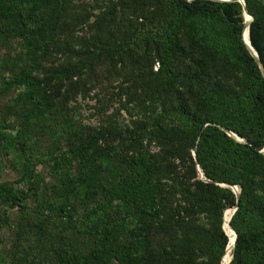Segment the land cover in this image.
I'll use <instances>...</instances> for the list:
<instances>
[{"label": "trees", "instance_id": "16d2710c", "mask_svg": "<svg viewBox=\"0 0 264 264\" xmlns=\"http://www.w3.org/2000/svg\"><path fill=\"white\" fill-rule=\"evenodd\" d=\"M67 1L0 0V96L16 91L0 108V142L5 153L18 151L11 165L18 177L0 182V205L35 218L44 248L37 256L45 264H221L230 251L225 257L221 216L235 205L234 185L238 202L227 223L235 239L226 264H264V79L241 38V4L150 0L159 14L155 28L124 33L126 46L149 50L148 79L165 90L149 100V123L132 135L113 129L66 147L75 124L46 86L121 52L90 51L70 69L37 76ZM242 1L251 17L248 41L264 69V0ZM183 56L190 70L177 72L172 60ZM217 67L232 73L235 87L210 82ZM177 82L184 90L172 92L176 106L163 109ZM184 95L193 99L190 108ZM10 116L14 132L1 123ZM38 165L53 174L40 190ZM201 208L206 221L194 217ZM0 264L9 263L0 257Z\"/></svg>", "mask_w": 264, "mask_h": 264}, {"label": "rangeland", "instance_id": "374dc122", "mask_svg": "<svg viewBox=\"0 0 264 264\" xmlns=\"http://www.w3.org/2000/svg\"><path fill=\"white\" fill-rule=\"evenodd\" d=\"M157 15L159 14L150 0H123L122 5L119 0L67 1L62 14L63 20L59 23L51 44L39 56L35 70L37 76L43 78L70 69L90 51L114 48L121 52L94 58L89 67L77 76L63 82L53 80L46 86V92L53 93L55 101L72 117L75 124L69 144L64 146H72L84 137L105 134L113 129L119 130L123 136H128L147 126L151 119L149 100L157 93L162 95L165 90L155 91L148 79V59L151 55L149 50L140 43L126 46L124 33L131 29L155 28ZM246 17L245 19H249ZM175 40L181 45H186L182 36H176ZM8 50L11 55L17 50L12 41ZM4 54L3 48L0 49V58ZM172 65L177 72H188L191 67L189 59L184 56L175 57ZM155 67L156 63L151 70ZM217 68L215 75L211 73L208 76L210 82L213 83L216 78L223 86L235 87L236 80L232 73L226 67ZM183 88V85L177 82L172 91L165 93L167 95L162 98L163 109L176 106L172 92L174 89L182 91ZM15 92L10 89L6 95L0 96V108ZM183 98L190 108L193 104L192 97L184 95ZM4 120L2 125L8 124L14 132L18 126L17 121L11 116ZM17 153L16 149L5 153L0 142V182H12L17 179L18 174L11 166ZM35 174L39 190L53 179V174L46 165H38ZM31 201V198L27 200L29 204ZM232 210L233 207L223 210L222 227ZM202 211L201 208L194 215L196 221H206V213ZM34 219L33 216L22 219L16 207L5 209L0 205V257L9 264H45L43 256H37L44 248L37 246L41 241ZM148 233L152 240L163 244V237L160 239L153 229H149ZM44 242L46 243V240ZM35 246L38 248L35 249ZM29 249L32 251L25 256V250Z\"/></svg>", "mask_w": 264, "mask_h": 264}, {"label": "water", "instance_id": "95a60500", "mask_svg": "<svg viewBox=\"0 0 264 264\" xmlns=\"http://www.w3.org/2000/svg\"><path fill=\"white\" fill-rule=\"evenodd\" d=\"M215 1H221V0H215ZM240 4H241V6H242V12H243V16H244V21H243V25H242V31H241V38H242V41L244 42V44H245V46H246V48H247V50H248V52L250 53V55L254 58V61L256 62V65H257V67H258V69H259V71H260V73H261V75H262V77H263V79H264V69H263V67H262V65H261V63H260V61H259V59H258V57H257V55H256V52L252 49V47L250 46V44H249V41H248V37H247V39L245 40L244 38H243V35H242V32H243V30H244V28H246V34H247V36H248V25H249V23H250V21H251V17H250V15L247 13V11L245 10V8H244V3H243V1L242 0H237ZM245 15L246 16H248L249 17V19H245ZM219 129L220 130H222L224 133H226L227 135H229V136H233V137H235L230 131H228L227 129H225V128H222V127H219ZM236 138V137H235ZM237 139V138H236ZM191 153H192V157H193V159H194V161H195V155H194V148H192V150H191ZM197 170H198V167H197ZM202 175H201V173L199 172V177H201ZM221 186H225V185H222L221 184ZM230 187V189H231V191L234 193V195H235V205H234V207H233V210H232V212L235 210V208H236V204H237V202H238V193H239V191H238V189H237V187L236 186H234V185H232V186H229ZM232 212H231V214H232ZM230 214V215H231ZM230 217V216H229ZM229 217H228V219H227V221L229 220ZM227 225H228V223H227ZM228 227L230 228V226L228 225ZM230 230L233 232V241H232V244H231V249H232V246H233V243H234V239H235V233H234V231L230 228ZM229 259H230V257H229ZM228 262H229V260H228Z\"/></svg>", "mask_w": 264, "mask_h": 264}, {"label": "bare ground", "instance_id": "6f19581e", "mask_svg": "<svg viewBox=\"0 0 264 264\" xmlns=\"http://www.w3.org/2000/svg\"><path fill=\"white\" fill-rule=\"evenodd\" d=\"M245 17H246V15H245ZM246 20H247V19H246ZM244 39H245V40L247 39L246 30H245V33H244ZM227 217H228V216H227ZM224 225H226V226H224ZM223 228H224V231L226 232V234H227L228 237H229V243H228V245H227V247H226V249H225V252H224V255H225V257H226L227 252H228L229 250L231 251V244H232V241H233V232L230 230V228H229L228 225H227V218H225V220H224V222H223ZM229 254H230V252L228 253L226 259H223V258H222V262L224 261L223 264L228 263V260H229ZM224 255H223V257H224ZM222 262H221V264H222Z\"/></svg>", "mask_w": 264, "mask_h": 264}]
</instances>
